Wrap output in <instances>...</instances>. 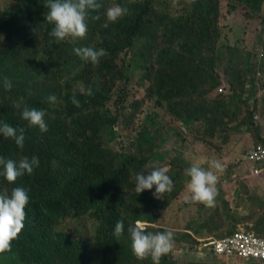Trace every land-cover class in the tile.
Instances as JSON below:
<instances>
[{
	"label": "trees",
	"instance_id": "obj_1",
	"mask_svg": "<svg viewBox=\"0 0 264 264\" xmlns=\"http://www.w3.org/2000/svg\"><path fill=\"white\" fill-rule=\"evenodd\" d=\"M233 1L257 13L263 0ZM45 3L46 0H9L0 11V38L4 37L8 43L7 48H0V121L25 130L22 148L14 140L0 135V156L17 162L25 156L29 159L37 156L40 160V166L23 177L31 188L24 228L5 250L7 253L0 252V263L13 258L18 264H82L81 257L77 256L76 261L73 257L72 261V255L75 244L85 239L84 232L67 229L66 221L83 220L91 227L93 224L88 217L95 221L94 230H86L93 236L89 258L92 263L139 264L143 261L136 259L126 237L130 236L129 223L142 219L143 214L139 211L125 214L122 209L123 201L133 198L134 177L140 168L144 169L145 162L122 144L115 157L103 148V134L117 123L120 127L128 125L125 113L124 120L118 121L122 111L111 112L107 108L112 99L110 95L116 84L129 82L131 62L141 58L145 67L141 80L150 84L145 97L166 104L175 119L183 121V113L169 103L167 97L171 92L193 87L198 73L218 58L222 49L217 42L216 8L207 7V0H196L191 14L179 25L162 23V30L172 32L164 35L172 37L167 45H177L178 52L173 47H160L157 41L144 43L147 36L141 30L136 9L102 29L97 45L81 38L71 43L67 38L55 43L49 36V28L54 24L41 18L42 13L46 15L48 11ZM158 23L151 27L158 28ZM81 47L104 49L107 55L95 65L90 61L82 62L74 52ZM39 53L42 57L54 56L49 63L52 73L48 76L46 69L31 61V56ZM181 59L200 67L192 70L191 75H184ZM56 71L77 72L78 76L62 91L54 77ZM5 77L12 82L10 91L4 89ZM216 83H220L219 79H212V84ZM89 87L93 92L91 96L85 94ZM49 95L57 97L55 103L48 101ZM74 95L80 107L71 102ZM231 98L241 102L236 94ZM24 104L45 111L47 132L29 126L21 118ZM108 112L111 115H107ZM150 121L154 124L155 118ZM64 136L70 141L56 145ZM121 219L125 231L123 236L116 237L115 224ZM258 230L264 233L263 217L258 221Z\"/></svg>",
	"mask_w": 264,
	"mask_h": 264
},
{
	"label": "clouds",
	"instance_id": "obj_2",
	"mask_svg": "<svg viewBox=\"0 0 264 264\" xmlns=\"http://www.w3.org/2000/svg\"><path fill=\"white\" fill-rule=\"evenodd\" d=\"M7 1L9 2V0ZM195 1L196 0H175V5L172 8L170 2L167 0H46L44 5L48 11L46 15L43 12L41 18L45 17L48 23L54 24L53 28H49V36L54 38L55 43H59L65 38H67L68 43L76 42L78 38H81L86 42L97 45L99 33L102 29L106 28L109 23L120 21L124 15L127 16L133 11V9H136L140 18L141 30L147 36V40L145 42L143 41L144 43L148 44L157 41L160 47H173L174 50L180 52V48L177 45H167L172 37L165 38L164 35L172 32L162 30V23L173 26L179 25V22L185 19V16L191 14ZM263 2L264 0L261 3L260 10L257 13H254L251 10H246L241 4L233 0H207L206 6L209 8H216L217 11L215 18L217 36H219L217 42L218 46L222 49L221 52H218V58L212 62L214 65L226 64L231 61L232 57L238 61L237 57L241 55L244 56V52L241 50L243 49L242 46H233V44L237 42V37L240 35L241 30L240 28L239 30L236 25L233 26V21L239 23L237 15L240 16V14L243 15L247 21L260 17L261 12L264 10ZM224 6H227L228 10L223 12L222 8ZM232 11H236L237 13ZM228 12H232V17L229 18L231 19V22L222 24V15L223 13L226 14ZM173 21H177L178 23ZM103 23L106 24L101 27ZM157 23L159 24L158 28L151 27L152 24ZM222 28H226L232 35L233 41L230 40L229 44L220 43V40L223 37L221 32ZM253 43H250L246 48L249 53L246 55L245 64L242 68L246 72L250 71L252 75L255 73L258 64V62H249L252 56L257 59H262L263 62L261 64L264 67V39L258 44L253 45ZM137 44L141 46V42ZM7 46L8 43L6 39L4 37L0 38V48H7ZM181 51L186 52V50ZM74 52L83 60L82 62L90 61L94 65L98 64L100 59L107 55L104 49L96 50L91 47L75 48ZM128 56H130L129 53ZM53 58L54 56L42 57L41 53L36 56L35 62H37V65L41 68L46 69L47 76L49 73H52V70L49 68V63L52 62ZM135 62H137V64H144L142 59L137 57L136 61L131 62L130 71H132V65ZM237 66L238 65H236V67ZM76 76H78L77 72L63 74V72L56 71L54 74L62 91H64L65 85L71 80H74V77ZM217 78L218 77L212 79L216 80ZM64 79L66 80L65 82H63ZM196 79L197 77H195L194 80ZM212 79H209L202 84H196L194 82L192 88L206 84L205 86L214 87V90L219 85H222V87L219 86L215 90H217V93L228 94V97H225L219 103L225 106H227L224 102L226 98H228L226 102H236L242 104V106L245 105L246 107H248L249 102L250 104L252 103V99H256L255 94L251 97V94H247L244 86H240L234 80L228 81L218 78L220 83L212 84ZM224 84L227 85V88L233 87V89L231 91H226L225 88H223ZM3 86L5 90H11L12 82L9 78H4ZM85 94L88 96L93 95L91 87L87 89ZM233 94H236L237 99H240L241 102L233 100L231 98ZM146 99L154 101V99ZM22 100L23 98L21 97V101ZM56 100L57 97L55 95L48 96V101L50 103H55ZM71 102L76 107H80V101L76 99L75 95L71 98ZM134 104H137V106L133 107ZM138 105L139 103L135 101L130 106L127 105L128 107L124 106L123 110L119 111L115 109L117 112L122 111L118 115V121L124 120L123 113H125V120H127L131 112L138 110ZM155 106L157 108L149 110L145 119L151 122L150 119L154 117L155 124H158L161 120L159 117L160 113L167 116L170 119L171 124L167 132L165 129L163 130V137H165L166 134H169V132H173L176 127H181L185 132L188 130L189 132L199 133L198 126L196 125H199L200 127L202 125L201 123L207 122L205 119H195L194 117L186 120L183 114V121H178L172 115L171 110L166 104H159L156 102ZM248 113L251 115L250 123L248 120L242 124L243 128L248 133H252L254 137L250 138L251 141L247 145L248 147L237 159L238 162L236 165L242 167V174H235V170L231 171L232 168L228 165L222 166L219 161H213L212 163L219 171H223V167H226L227 169L224 171V174H227L233 182L248 178L255 179V181L260 184L264 181V116H260L254 102ZM20 115L23 120L29 123V126L39 128L41 132L48 131V124L45 120L44 110L37 109L36 107H29L24 104ZM214 124L217 126V123ZM117 125L118 123L111 128V130L114 131L115 138H117V133H115L114 128L115 126L117 127ZM203 127L206 129L209 127V124ZM111 130H108V132L103 134L102 137L103 148L107 150L110 149L105 146V142L110 141L106 140L105 135L107 136ZM24 133L25 130L23 128L18 129L6 122L0 121V135L5 139L10 138L14 140L15 144L21 148L24 146ZM184 134L182 135V139H184ZM206 136L215 137L216 134L212 133L210 130L207 131ZM69 141L70 139L64 136V138L56 145L66 144ZM117 141H120V138H118ZM135 156L143 159L145 166L144 169L140 168L137 171V175L134 177L133 197L136 194L151 191L153 197L158 199V205H160L161 211L166 209L169 213H173V215L176 216V224L183 226V229H185L184 231H186V234H180L179 236H183V238L189 236L191 237L192 242H194L193 234L198 236V238H194L196 241L194 255L201 254L202 251H204L209 257L211 255L222 259L224 264H264V233L258 230V221L261 217L264 218V203L258 205L257 202H261L259 198L253 200L250 197L249 200L252 201L251 206L254 207L250 210L248 216L240 217L236 212V208H234L236 206L235 200L237 196H229L228 198H225L222 186V183L224 182L223 180H225L224 177H221V179L218 180L217 175L213 171L207 170L205 167L202 168L197 164H193L186 170V174L190 177L187 188L191 195L188 198L186 197V200H183L187 204L182 211L181 206L175 202L178 201V197L181 195L184 188L176 190L174 188V181L169 176V174L172 173L171 169L181 167L178 160L176 165L157 168V166H149V162H157L158 160L163 162L167 158V154L159 153L157 151L149 154L143 150L137 151ZM39 166L40 160L37 156H32L30 159L25 156L18 162L0 156V252L3 254L7 253L5 250L11 247L12 240L15 239L24 228V221L26 218L25 208L30 200L31 188L23 181V177L26 176V173L31 175L34 169ZM247 166L249 167L246 168ZM175 192L176 195H174ZM226 192H230L228 188L226 189ZM165 193L169 194L164 197ZM126 200H124L123 203H125ZM239 204L238 199L237 206H239ZM174 209L179 210V212L174 213ZM135 211L142 213L141 210ZM206 212H210L211 216L206 222H204L201 220V217H203ZM220 213L224 216H228V219L225 220ZM157 215V213H153L152 216L147 218L146 215L143 214L142 219L129 223L130 226L127 231L130 236H127L126 239L128 241V247L132 248V252L136 259L143 261L139 264H151L148 259L149 256L151 257L153 264H160V260L162 264H165L169 258L172 260L182 258L184 253L188 250V248H184L185 246L183 244L182 246H179L177 252H170L173 248L174 240L180 239L177 234V227L174 226V229L166 227L167 222L163 223L160 221V224L163 225L161 226L155 221ZM187 215L189 216L188 220L186 219ZM86 218L93 224V226L90 227V223L86 221L84 222H86L88 226L80 220L67 219V221L69 220L71 222L68 224L67 229L71 230L77 228L83 230L85 236L84 240H79L77 245L75 244L72 261L73 257L76 261L77 256H79L82 258V264H95L89 259L93 247L91 243L93 236L86 232V230H94L95 221L92 218ZM144 218L150 221L143 220ZM228 223L232 225L229 226L227 225ZM239 225H242V227ZM224 226H229L231 229L225 230L223 234L213 236L214 230H218ZM124 231V221L122 219L118 220L115 224L114 235L116 237H121L123 236ZM84 250H86L87 253H84ZM168 253H170V256L167 255ZM31 263L38 264L36 262ZM105 263L114 264L113 262ZM0 264H18V260L12 258L4 260ZM48 264H54V262Z\"/></svg>",
	"mask_w": 264,
	"mask_h": 264
},
{
	"label": "rangeland",
	"instance_id": "obj_3",
	"mask_svg": "<svg viewBox=\"0 0 264 264\" xmlns=\"http://www.w3.org/2000/svg\"><path fill=\"white\" fill-rule=\"evenodd\" d=\"M167 1L170 2L171 7L173 8L175 0ZM7 2V0H0V11L7 5ZM225 10H228L227 6L222 8L223 12ZM232 12H228L226 14L223 13L221 18L222 24L231 22V19L229 18L232 17ZM1 14L2 13H0V15ZM237 20L239 23L233 21V26L236 25L238 29H241H239L240 35L237 37V42L232 44L233 46H242L243 49L241 50L244 52V56L241 55L237 57L238 61L232 57L230 62L222 65H214L213 63L207 64L205 68L198 73L196 76L197 79L194 80V82L196 84H202L207 80L216 77L228 81L234 80L240 86H244L247 94H251V97L255 94L256 99H252V103L250 104L249 102L248 107L245 105L242 106V104L236 102H226L228 98L224 100L227 106L219 104L221 100L228 97V94L217 93V90L215 89L220 85L214 90V87L205 86V84L195 88H184L179 92H171L167 97L169 103L179 108L184 116L205 119L207 122L201 123L202 125L200 127L199 125H196L198 126L197 128L199 133L189 132L188 130L185 132V130L181 127H176L173 132H169V134H166V136L163 137V130L165 129L167 132L171 124L170 119L162 113L159 114L161 120L158 124H153L145 119L148 115L147 112L157 107L155 106V100H147L145 97L146 89L150 84L141 80L144 64H137V62H135L132 65V71L129 73V82L127 84H124L123 82L116 84L110 95L112 99L107 108L111 112H115V109L119 111L123 110L124 106H130L135 101L139 103L138 110L129 114V118L127 119L128 125L126 127H120L119 124L117 127L115 126L114 130L115 133H117V138H115L113 130H111L107 136L105 135L106 140L110 141L105 142V146H107L112 152L111 156H116L122 144L127 149H131V152L134 155L137 151L143 150L149 154H152L155 151L167 154V158L163 162L161 160H158L157 162H149L148 165L151 167L157 166L158 168L173 166L176 165L178 160L181 167L171 169L172 173L169 174V176L173 179L174 188L176 190L184 188L181 195L178 197V201L175 202L181 206L182 211L187 204L183 200H186V197L188 198L191 195L187 188L190 177L186 174V170L193 164H197L202 168L205 167L207 170L213 171L217 175L218 180H220L221 177H224L225 180H223L224 182L222 183V186L225 198H228L229 196H237L235 200L236 206L234 208H236V212L240 217L248 216V214H250V210L254 207L251 206L252 201L249 200L250 197L253 200L259 198L261 202H257L258 205H260V203H264V181L263 183L258 184L255 179L243 178L239 181L233 182L227 174H224V171L227 169L226 167H223V171H219L212 163L213 161H219L222 166L228 165L232 168L231 171L235 170V174H242V167L236 165L238 162L237 159L248 147L247 145L251 141L250 138L254 137L252 133H248L243 128L242 123H245L248 120L250 123L251 115H249L248 112H250L253 102L255 103L260 116H264V67L261 64L263 60L257 59L254 56L250 58L249 62H258L253 75L250 71L246 72L242 69L245 64L246 55L249 53L246 49L247 46L253 42V45L258 44L264 39V10L261 12V16L254 20L247 21L241 14L240 16L237 15ZM105 24L106 23H103L101 27ZM221 32L223 37L220 40V43L229 44L230 40L233 41L231 33H229L226 28H222ZM165 54L166 56L172 55L171 53ZM36 56L37 54H33L31 56V61H35ZM180 64L185 68V70L182 71L184 75H191L192 70H197L200 67V64L185 63L182 59ZM236 65L238 66L236 67ZM151 75L154 76L155 73L152 72ZM65 81L66 80L64 79L63 82ZM220 87H222V85ZM223 88H225L226 91H231L233 89V87L227 88V85L225 84ZM60 104L63 106L62 103ZM102 112L104 111L102 110ZM106 114L111 115L109 112ZM210 121L217 123V126ZM207 124H209V127L205 129L203 126H206ZM210 130L212 133L216 134L215 137L206 136L207 131ZM183 134L184 139H182ZM118 138H120V141H117ZM248 167L249 166L246 168ZM227 188L230 192H226ZM168 194L169 193H165L164 197ZM174 195H176V192ZM238 199L240 203L239 206H237ZM158 202V199L153 197L151 191H145L140 194H136L131 201L126 200L122 211L127 214L133 210H141L147 218L152 216L153 213H157L158 215L155 218L157 223L160 224V221L163 223L167 222L166 227H170L172 229L176 226L178 236L180 234H186L183 226L176 224V216L173 215V213H169L166 209L161 211V207L158 205ZM173 212L176 213L179 212V210L174 209ZM210 216L211 213L206 212L204 216L201 217V220L206 222ZM188 218L189 216L187 215L186 219L188 220ZM143 220L150 221L146 218ZM82 222L88 226L86 222ZM70 223L71 222L69 220L66 221V225ZM227 225L231 226L232 224L228 223ZM229 226H224L218 230H214L213 236L223 234L225 230L231 229ZM239 226L242 227V225ZM193 236L194 238H198V236L194 234ZM179 237V240H174V245L170 252H177L179 246H182L183 244L185 246L184 248H188V250L184 253L182 258H177L175 260L169 258L165 264H224L222 259L211 255L209 257L204 251H202L201 254L194 255V248L196 246L195 239L192 237L194 240V242H192V239L189 236L186 238H183V236ZM167 255L170 256V253ZM148 259L149 262L153 264L150 256ZM160 264H162L161 260Z\"/></svg>",
	"mask_w": 264,
	"mask_h": 264
}]
</instances>
